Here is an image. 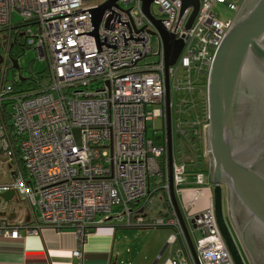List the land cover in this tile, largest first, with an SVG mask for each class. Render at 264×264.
<instances>
[{
  "label": "built area",
  "instance_id": "1",
  "mask_svg": "<svg viewBox=\"0 0 264 264\" xmlns=\"http://www.w3.org/2000/svg\"><path fill=\"white\" fill-rule=\"evenodd\" d=\"M98 1L0 0V32H21L25 46L48 63L46 83L39 90L18 91L8 80L9 71L15 70L11 51L17 40L11 35L0 39V165H8L11 175L9 183H0V193L20 192L41 219L33 226L24 219L1 218L0 235L20 239L47 227L73 230L79 244L73 257L80 260L88 237L104 230L108 219L120 218L128 228L171 230L163 264H196L171 198L162 38L143 0H119L104 12L94 35L91 12L110 0ZM153 5L159 7L161 16L155 18L165 30L184 41L178 61L168 70L172 124V92L192 95L180 107L193 113V94L202 96L197 119L185 122L187 129L179 119L176 126L196 155L186 162L173 153L175 194L188 229L200 234L194 243L199 263L235 264L217 223L213 196L210 203H200L204 192L212 193L215 186L209 152L205 149L202 159L208 162L210 181L194 145L204 144L209 124L207 89H197V83L206 78L208 86L216 53L242 3L200 0L189 30L193 8L181 14V0H153ZM215 6L234 13V19H220ZM16 13L23 22L13 25ZM153 36L158 39V60L150 64L145 60L153 55ZM155 105L161 109L152 108ZM159 117L164 119L161 146L147 136L149 123ZM189 168L195 169L192 185L187 181Z\"/></svg>",
  "mask_w": 264,
  "mask_h": 264
},
{
  "label": "water",
  "instance_id": "2",
  "mask_svg": "<svg viewBox=\"0 0 264 264\" xmlns=\"http://www.w3.org/2000/svg\"><path fill=\"white\" fill-rule=\"evenodd\" d=\"M110 0L91 12L94 35L104 12L116 6ZM182 11L193 8L186 29L192 28L200 9V0H181ZM153 0H143V9L155 24L167 56L166 114L171 198L196 264L199 258L188 225L174 190L173 124L168 70L178 61L184 48L156 19ZM110 24H107L109 28ZM156 35V33H153ZM1 63V61H0ZM15 70L19 61L13 60ZM25 78L19 77V81ZM209 124L206 149L211 157L213 200L217 223L235 262L244 264L224 220V192L231 195V210L239 239L252 264H264V0H245L230 30L218 49L208 77ZM79 140V130L74 131ZM79 142V141H78ZM227 185V189L224 187ZM17 192L0 193V218L13 220L8 212ZM20 202V201H19ZM111 222L112 219H108ZM194 224V221H192ZM194 227H196L194 225ZM166 246L160 253L164 254ZM159 259L154 263L157 264Z\"/></svg>",
  "mask_w": 264,
  "mask_h": 264
},
{
  "label": "rangeland",
  "instance_id": "3",
  "mask_svg": "<svg viewBox=\"0 0 264 264\" xmlns=\"http://www.w3.org/2000/svg\"><path fill=\"white\" fill-rule=\"evenodd\" d=\"M237 3H244L245 0H235ZM97 3H102V0H99ZM124 5V4H123ZM215 13L220 16L222 20L234 19V13L229 12L223 6H215ZM151 12L154 17L160 18L161 14L159 11V7L153 5L151 8ZM23 22V18L16 13L13 18V25H18ZM7 32H0V39L3 40L5 36H7ZM151 47L153 48V55L148 57L145 62L147 63H155L158 53V39L156 36L152 37ZM19 65L21 71L24 73L23 77H30V73H46L48 63L44 60H41L38 56V53L33 48H28L25 55L19 59ZM20 77V72L9 71L8 80L10 83H15L17 85ZM178 78L183 80L184 73L180 71L178 74ZM206 78H203L197 83V89H204V93L207 89L205 83ZM202 83V84H201ZM204 83V85H203ZM172 102H173V153L177 160L184 159L186 162L193 160L194 154L193 149L191 147L192 144H188L185 140L179 137L178 131L176 129L178 119L184 122V129H187L185 122H192L197 119V116L201 114V100L202 96L193 94L195 96L196 111L193 113L192 111H187L184 107H180L181 101L186 99L192 100V95L187 96L184 92H172ZM152 108L156 110L161 109L160 106L155 105ZM180 110L182 113H180ZM164 129V119L162 117L155 118L154 121L149 123L148 126V136L149 138H154V135H162ZM206 140L204 139V144L194 145L197 150V154L201 157L203 151L205 150ZM203 161L201 160V165H203ZM207 174V172L205 173ZM11 181L10 172L7 165L0 167V182H9ZM13 207L20 206V200H24V196L19 192V194L15 197ZM25 201V200H24ZM121 209L115 208L114 214L115 216H119ZM186 219V216H185ZM187 221V219H186ZM112 227H114V236L116 242V257L121 256V259L118 264H154L158 259L157 264H163L167 259V253H164L160 257L161 251L164 249L167 243V239L171 234V230L167 228H128L125 227L124 222L120 218H115L111 222L108 223ZM192 236V240L195 243L196 239L199 238L200 234L198 231L194 230L195 233H192L193 229L189 228Z\"/></svg>",
  "mask_w": 264,
  "mask_h": 264
},
{
  "label": "crops",
  "instance_id": "4",
  "mask_svg": "<svg viewBox=\"0 0 264 264\" xmlns=\"http://www.w3.org/2000/svg\"><path fill=\"white\" fill-rule=\"evenodd\" d=\"M200 160L204 162L201 168L205 173L207 172L206 179L210 181L208 162L202 159V155ZM194 174L195 169L189 168L187 181L191 185L194 183ZM212 196L213 192L205 191L200 203L202 205L207 201L210 203ZM19 201L20 206L12 205L7 213L8 216L13 220L24 219L33 226L41 224L40 212L29 208L24 200L19 199ZM108 223L104 226V230H100L99 233L94 232L88 237L83 258L80 260L73 257V252L79 247L77 235L73 230L58 232L47 227L39 235L22 236L20 239H10L0 235V264H118L121 256L116 257L115 254L116 235L114 236L115 232H111L112 226Z\"/></svg>",
  "mask_w": 264,
  "mask_h": 264
},
{
  "label": "flooded vegetation",
  "instance_id": "5",
  "mask_svg": "<svg viewBox=\"0 0 264 264\" xmlns=\"http://www.w3.org/2000/svg\"><path fill=\"white\" fill-rule=\"evenodd\" d=\"M2 32H7L8 33V35L5 36V37H8L10 35L15 37V39L17 40L16 47L18 46L20 48L21 45L24 42L23 40H25V36H23L21 32L16 34L13 30H11V33H10L9 29H4ZM14 48L15 47H13V49ZM12 58H14L13 54H12ZM20 70L21 69H19L17 71H20ZM225 189H227V185L224 187V190ZM223 210H224V220H225V223H226V227L228 228L230 236H231V238H232V240H233V242H234V244H235V246H236V248H237V250H238V252H239V254H240V256H241V258L243 260V262H244V264H252L250 262V259H249L248 255H247L245 249L243 248V245L241 244V241L239 239L238 233L236 231V226H235V223L233 221L232 210H231V195L228 194L227 190H225V192H224Z\"/></svg>",
  "mask_w": 264,
  "mask_h": 264
},
{
  "label": "trees",
  "instance_id": "6",
  "mask_svg": "<svg viewBox=\"0 0 264 264\" xmlns=\"http://www.w3.org/2000/svg\"><path fill=\"white\" fill-rule=\"evenodd\" d=\"M23 44L21 45V47L19 48L18 46L16 47V45L14 46L15 48L12 50V54L15 58V60H19L22 56L25 55L28 47L25 46V41L23 40ZM16 72V70H14ZM20 75L21 77H23V72L20 70ZM30 77L25 78L24 81H22L21 83H17V85H15V88L21 91H35V90H39L45 83H46V79H47V72L45 73H30ZM24 78V77H23ZM147 136H148V132H147ZM164 134L163 135H154V143L157 146H161L164 144ZM149 138V136H148ZM18 157H19V152L17 153ZM19 162L22 163V160L19 159Z\"/></svg>",
  "mask_w": 264,
  "mask_h": 264
}]
</instances>
